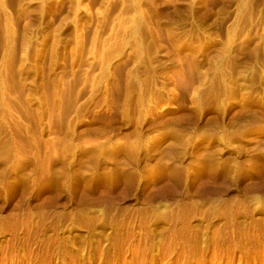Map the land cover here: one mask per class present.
Returning <instances> with one entry per match:
<instances>
[{"label":"rangeland","instance_id":"rangeland-1","mask_svg":"<svg viewBox=\"0 0 264 264\" xmlns=\"http://www.w3.org/2000/svg\"><path fill=\"white\" fill-rule=\"evenodd\" d=\"M0 264H264V0H0Z\"/></svg>","mask_w":264,"mask_h":264}]
</instances>
